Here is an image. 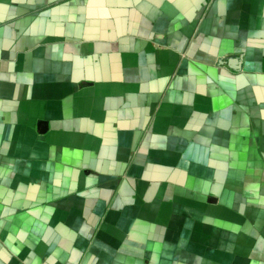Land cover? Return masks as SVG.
Segmentation results:
<instances>
[{
  "label": "crops",
  "instance_id": "obj_1",
  "mask_svg": "<svg viewBox=\"0 0 264 264\" xmlns=\"http://www.w3.org/2000/svg\"><path fill=\"white\" fill-rule=\"evenodd\" d=\"M0 264H264V0H0Z\"/></svg>",
  "mask_w": 264,
  "mask_h": 264
}]
</instances>
